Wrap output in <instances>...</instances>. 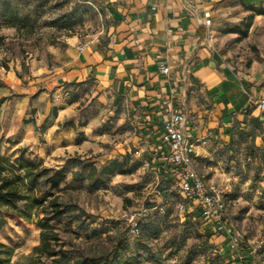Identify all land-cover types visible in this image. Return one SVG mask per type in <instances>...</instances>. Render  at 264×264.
<instances>
[{
    "label": "crops",
    "instance_id": "obj_1",
    "mask_svg": "<svg viewBox=\"0 0 264 264\" xmlns=\"http://www.w3.org/2000/svg\"><path fill=\"white\" fill-rule=\"evenodd\" d=\"M92 1L105 11L102 33L82 50L81 41L70 38L57 51L54 67L34 70L26 85L16 83L0 104V135L35 154L54 147L46 162L54 168L91 149L116 145L125 154L137 149L169 186L172 176L161 166L160 151L164 121L173 113L185 115L188 138L208 140L195 157L205 179L202 165H221L225 153L240 145L264 150V113L257 106L264 96V57L247 63L237 58L239 34L227 33L243 28L264 0ZM262 22L264 14H255L249 33ZM163 67L170 72L162 73ZM61 89L69 95L56 101ZM66 122L77 129L62 146L55 133ZM80 133L86 140L73 144ZM120 136L126 139L119 144ZM222 175L208 181L227 186L231 194ZM206 229L226 241L210 225Z\"/></svg>",
    "mask_w": 264,
    "mask_h": 264
},
{
    "label": "rangeland",
    "instance_id": "obj_2",
    "mask_svg": "<svg viewBox=\"0 0 264 264\" xmlns=\"http://www.w3.org/2000/svg\"><path fill=\"white\" fill-rule=\"evenodd\" d=\"M106 23L105 11L92 0H0V104L11 97L16 83L28 84L34 70L54 67L57 51H64L70 38L89 43ZM234 43L235 56L244 62L263 59L264 22ZM125 137H118L116 143ZM112 146L96 153L87 150L79 158L91 154L89 158L74 159L68 165L70 173L78 170L79 175L70 174L60 191L63 202L74 205V212H68L58 225L66 251L76 258L108 254L112 259L116 243L121 242L117 264L137 255H141L140 264H156L153 255L159 257L160 264H264V246L252 252V246L264 239V150L240 145L225 153L221 165L213 169L202 165L206 180L224 174L228 180L223 182L231 188L227 220L237 247L227 248L219 235H207V223L199 213L179 211L180 195L157 193L170 186L152 166H145L147 160L139 158L137 149L125 154ZM46 149L40 147L39 154ZM114 157L126 160L128 174L104 177L102 184L93 186L83 163L91 160L100 167ZM162 201L164 210L143 221L142 236L128 237L121 213ZM0 240L15 249L13 264L25 263L40 244V231L34 224L12 218L0 230Z\"/></svg>",
    "mask_w": 264,
    "mask_h": 264
},
{
    "label": "trees",
    "instance_id": "obj_3",
    "mask_svg": "<svg viewBox=\"0 0 264 264\" xmlns=\"http://www.w3.org/2000/svg\"><path fill=\"white\" fill-rule=\"evenodd\" d=\"M252 10H255V13L249 16L243 28L229 29L227 33L239 34V40L247 38L255 14H264V8ZM1 27L0 24V29ZM76 129L73 122H66L56 131L55 139L60 140L62 146H66L69 143L66 136H74ZM85 140V135L80 133L78 137H72L71 142L81 144ZM54 149L50 147L44 154H35L0 135V230L8 219L16 218L34 224L40 231V244L34 248V255L27 262L18 264H117L120 259L121 242L116 243L112 259L108 254L76 258L64 249L58 225L68 212L72 210L74 212V205L63 202L60 191L69 182V175L77 176L79 171L70 173L68 165L61 168L49 167L46 164L47 158ZM127 166L125 159L114 160L101 167L91 160L83 163V168L88 170L86 177L93 186L102 184L104 177L128 174L130 169ZM22 202L24 206L21 207ZM142 234L143 223L139 237ZM207 235L212 238L215 233L209 231ZM218 239H222L221 235ZM15 253L13 247L0 240V264H13ZM140 256L127 257L124 264H140ZM153 257L156 264H160L159 257L157 255Z\"/></svg>",
    "mask_w": 264,
    "mask_h": 264
},
{
    "label": "built area",
    "instance_id": "obj_4",
    "mask_svg": "<svg viewBox=\"0 0 264 264\" xmlns=\"http://www.w3.org/2000/svg\"><path fill=\"white\" fill-rule=\"evenodd\" d=\"M207 24L211 20L206 21ZM89 45L88 42L79 44L82 50ZM162 73L168 74L169 67H163ZM69 91L61 89L55 100L61 101L68 97ZM257 106L264 113V96L259 98ZM186 117L183 113H173L164 121L161 135L162 148L160 151L161 166L170 172L172 184L168 190H158L162 195L167 192H175L183 199L178 204L181 213L198 212L207 225H210L216 233L226 237V242L232 248L237 247L234 241L233 230L227 220V205L230 197V189L215 182H210L203 177L195 166V157L198 147H206L208 140L190 139L185 133ZM145 166L151 167L152 161L147 160ZM164 210L163 201L152 206L141 205L121 213L120 219L126 227L128 235L137 238L141 235V227L145 218L155 212ZM264 239H260L252 246V252L262 249Z\"/></svg>",
    "mask_w": 264,
    "mask_h": 264
}]
</instances>
